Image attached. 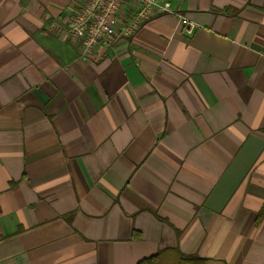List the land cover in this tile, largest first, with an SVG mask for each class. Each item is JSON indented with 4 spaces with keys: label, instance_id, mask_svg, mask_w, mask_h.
Returning a JSON list of instances; mask_svg holds the SVG:
<instances>
[{
    "label": "crops",
    "instance_id": "crops-1",
    "mask_svg": "<svg viewBox=\"0 0 264 264\" xmlns=\"http://www.w3.org/2000/svg\"><path fill=\"white\" fill-rule=\"evenodd\" d=\"M71 1L0 0V264H264V0H159L89 62Z\"/></svg>",
    "mask_w": 264,
    "mask_h": 264
},
{
    "label": "built area",
    "instance_id": "built-area-1",
    "mask_svg": "<svg viewBox=\"0 0 264 264\" xmlns=\"http://www.w3.org/2000/svg\"><path fill=\"white\" fill-rule=\"evenodd\" d=\"M70 9L63 30L86 62L98 47H113L118 38L132 36L149 19L169 11L159 0H72ZM179 18L182 33L191 36L197 24L184 15Z\"/></svg>",
    "mask_w": 264,
    "mask_h": 264
},
{
    "label": "trees",
    "instance_id": "trees-1",
    "mask_svg": "<svg viewBox=\"0 0 264 264\" xmlns=\"http://www.w3.org/2000/svg\"><path fill=\"white\" fill-rule=\"evenodd\" d=\"M135 236V234H134ZM205 259L195 254H184L177 248H164L140 259L136 264H204Z\"/></svg>",
    "mask_w": 264,
    "mask_h": 264
}]
</instances>
